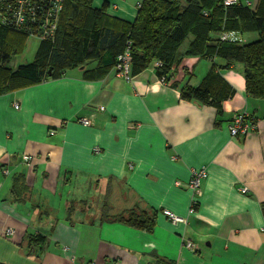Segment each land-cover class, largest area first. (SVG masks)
Here are the masks:
<instances>
[{"label": "crops", "instance_id": "crops-1", "mask_svg": "<svg viewBox=\"0 0 264 264\" xmlns=\"http://www.w3.org/2000/svg\"><path fill=\"white\" fill-rule=\"evenodd\" d=\"M105 3L111 17L131 23L137 16L126 0L92 6ZM245 35L243 43L258 38ZM190 42L165 81L156 62L127 81L89 60L0 96V264H154L156 256L175 264H264V97L246 94L242 65L234 64L219 70L234 92L221 113L184 101L182 87H198L214 64H225L186 56ZM239 112L258 129L231 136ZM200 169L207 176L191 213L188 182ZM19 174L32 190L22 202L11 196ZM134 207L157 212L152 232L106 220ZM163 210L185 222H171Z\"/></svg>", "mask_w": 264, "mask_h": 264}, {"label": "trees", "instance_id": "trees-1", "mask_svg": "<svg viewBox=\"0 0 264 264\" xmlns=\"http://www.w3.org/2000/svg\"><path fill=\"white\" fill-rule=\"evenodd\" d=\"M253 10L244 5L223 8L220 0H144L133 22H126L106 13L107 4L93 8V0H63L56 35L43 41L32 62L9 67L11 59L21 53L28 37L11 28L0 26V96L25 89L45 80L57 79L70 68L86 61L99 60L113 68L126 49L131 54V74L136 75L159 62L156 72L170 77L180 47L191 37L186 56L218 57L223 66H212L198 87L184 86L181 98L222 111V101L234 92L219 70L240 64L246 94L264 97V1ZM207 14V15H206ZM226 31L256 33L257 40L224 42L219 34ZM32 190L24 174L14 177L11 196L16 202L28 199ZM157 212L132 208L114 216L109 222L152 232ZM32 244L40 238H29ZM33 248L35 246H32ZM154 264H175L156 256Z\"/></svg>", "mask_w": 264, "mask_h": 264}, {"label": "built area", "instance_id": "built-area-1", "mask_svg": "<svg viewBox=\"0 0 264 264\" xmlns=\"http://www.w3.org/2000/svg\"><path fill=\"white\" fill-rule=\"evenodd\" d=\"M144 0L137 2L139 9ZM219 4L223 8H229L238 5L250 7L252 5L249 0H220ZM63 0H0V26L11 28L28 38L36 37L39 42L53 41L56 35L59 16L62 11ZM207 15V14H206ZM219 39L224 42L243 43L242 33L236 31H226L219 34ZM155 66H160L159 62ZM115 73L127 81L132 80L131 75V54L129 49L118 57L116 65L113 67ZM165 81V77L162 78ZM15 109H19L15 105ZM79 123L84 126H90L91 121L88 119H80ZM231 136H247L250 132L258 129L257 120L250 118L246 113H236L229 125ZM26 163H32L33 157L23 156ZM7 173V171H5ZM207 176L205 169L193 170L188 182V189L191 192V209L195 211L198 201L202 196V180ZM162 214L173 223H184L185 219L174 214L169 210H163ZM7 234L12 231L8 229ZM188 248L194 245L189 243Z\"/></svg>", "mask_w": 264, "mask_h": 264}, {"label": "rangeland", "instance_id": "rangeland-1", "mask_svg": "<svg viewBox=\"0 0 264 264\" xmlns=\"http://www.w3.org/2000/svg\"><path fill=\"white\" fill-rule=\"evenodd\" d=\"M128 3H132L135 7V9L137 8V2L139 0H126ZM251 1L252 5L250 6V9L253 10L255 8V6L257 5V3L259 2L258 0H249ZM261 2L264 0H260ZM251 34H255L256 33H251ZM188 39H191V37H189ZM188 39L185 41L184 45L188 44ZM245 40L249 39V36L245 35L244 37ZM39 40L36 37H30L28 38L25 48L24 50L19 53L18 55L14 56L10 63H9V67L12 69H15L17 66L21 65V64H25V63H29L33 60L34 57V53H35V49L37 47Z\"/></svg>", "mask_w": 264, "mask_h": 264}]
</instances>
